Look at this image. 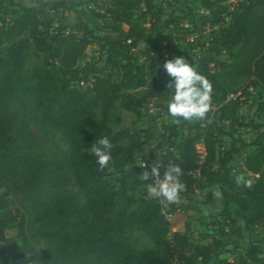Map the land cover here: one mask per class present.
<instances>
[{
	"label": "trees",
	"instance_id": "1",
	"mask_svg": "<svg viewBox=\"0 0 264 264\" xmlns=\"http://www.w3.org/2000/svg\"><path fill=\"white\" fill-rule=\"evenodd\" d=\"M4 1L10 0H0V15ZM154 1L36 0L2 20L0 257L25 264H264L255 243L236 261L218 257V240L193 246L188 221L196 193L209 189L212 197L215 188L234 230L241 227L232 210L245 228L264 224V100L251 124L255 135L248 142L236 135L244 125L241 97L250 94L248 88L264 96V0H235L232 9L229 0H199L203 11L189 25L180 11L161 16L158 25ZM83 4L96 7L89 10L94 18L110 19L114 35L90 26ZM60 9L71 18L54 25L46 10ZM148 17L155 27L151 41L143 27ZM212 32L206 56L194 62L212 86L209 110L203 118L165 124L149 163L136 164L146 141L139 128L143 107L162 99L167 112L164 61L203 47ZM91 45L97 59L79 66ZM123 112L133 116L129 125ZM55 133L67 149L43 150L42 140ZM101 136L113 144L111 166L104 169L91 149ZM222 136L232 144L219 157ZM247 146L255 147L244 163L257 175L253 181L238 178L227 165L228 156ZM157 161L161 176L169 163L181 168L183 191L176 203L146 194L139 175ZM129 219L151 245L122 239ZM8 229L16 230L14 237H6Z\"/></svg>",
	"mask_w": 264,
	"mask_h": 264
},
{
	"label": "rangeland",
	"instance_id": "2",
	"mask_svg": "<svg viewBox=\"0 0 264 264\" xmlns=\"http://www.w3.org/2000/svg\"><path fill=\"white\" fill-rule=\"evenodd\" d=\"M56 1V0H48ZM235 0H229L228 8L232 9ZM36 0H10L4 1V10L0 15V25L2 20L5 22L10 21L13 18V13L18 11L19 6L35 4ZM154 17L158 15L160 10V20L158 25L165 14L176 13L180 11L182 14H186V19L183 20V24L189 25V18L194 14L201 13L203 10L200 7L199 0H155L153 3ZM82 8L87 12L86 20L95 29H98L99 33L105 35H114L112 31L113 22L108 19L94 18L89 10H96V7L91 5L83 4ZM46 15L51 18L54 25L67 22L71 15L65 10L60 9L55 14H51L49 10H46ZM74 19V18H72ZM153 18L146 20L143 24L144 33L147 40L151 41L154 37ZM122 29L126 30L127 26L122 24ZM68 31H73V27H68ZM206 31H209L206 29ZM205 31V32H206ZM212 33L206 34L204 38V46L195 49L192 52H184V55L189 60L195 62L196 59L204 58L206 56V46L212 38ZM143 43L139 45L143 47ZM98 57L97 46L91 45L88 47L84 57L79 59L78 65L83 66L94 62ZM250 94L241 97L244 102L242 103L239 114L242 116L243 126L239 127L236 131V135H239L244 141L248 142L254 135L255 132L251 128V124L258 121L257 117V105L260 101L264 100V96L260 98V89L248 88ZM230 97V96H229ZM166 101L162 99H153L147 106L143 107L142 111L144 117L142 119V125L139 126L143 131L140 132L141 140H146L143 146L137 151L136 164H143V162L149 163V155L154 153L155 144L158 141L157 132L160 131L165 124H170L174 118L171 117L166 111L162 109L163 104ZM124 124L129 125L132 115L128 112H123ZM43 150L54 149H67L60 135L50 134L49 139L45 138L42 140ZM232 140L227 136L220 137L217 145V154L222 157L226 150L231 147ZM238 145L237 142L234 143ZM200 151V147H197ZM175 151V149H173ZM255 152V147L247 146L237 154H233L227 157V165L232 172L242 180L253 181L257 175L251 174L245 170V160L247 156L252 155ZM208 190L199 191L194 196V209L189 212V224L190 234L189 238L193 246L198 244H208L212 240L220 241L221 245L217 249L219 258H226L230 261H236L240 254L246 250L250 243L258 244L260 247L259 257H264V224L245 228L240 217L239 211L232 210L231 217L235 219L237 225L241 227V230L237 232L231 227L230 219L226 216V211L223 207V201L220 198L217 189L212 190V197L208 196ZM176 217L173 218V221ZM183 226H177L178 229L182 230ZM16 234L15 229H8L5 232L6 237H14ZM122 239L128 244L135 247H144L151 245L149 239L136 227L134 221L129 219L123 226L121 232ZM20 248V243L16 242V250ZM0 264H25L21 261H13L9 257H0ZM176 264V263H174ZM209 264H212L209 263ZM250 264V263H247Z\"/></svg>",
	"mask_w": 264,
	"mask_h": 264
},
{
	"label": "clouds",
	"instance_id": "3",
	"mask_svg": "<svg viewBox=\"0 0 264 264\" xmlns=\"http://www.w3.org/2000/svg\"><path fill=\"white\" fill-rule=\"evenodd\" d=\"M163 69L169 77L165 83L169 94L166 104L168 114L173 118L184 120L203 118L209 110L212 90L207 77L196 70L192 59L189 60L182 54L166 59ZM112 147L113 144L108 136L95 138L91 149L99 168L111 166ZM180 175V166L169 163L161 176L157 161L153 163L150 171L142 172L139 178L147 182L145 191L149 198H162L168 203H176L179 201V193L183 191Z\"/></svg>",
	"mask_w": 264,
	"mask_h": 264
},
{
	"label": "built area",
	"instance_id": "4",
	"mask_svg": "<svg viewBox=\"0 0 264 264\" xmlns=\"http://www.w3.org/2000/svg\"><path fill=\"white\" fill-rule=\"evenodd\" d=\"M236 95H239V93H237Z\"/></svg>",
	"mask_w": 264,
	"mask_h": 264
}]
</instances>
